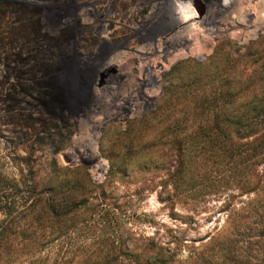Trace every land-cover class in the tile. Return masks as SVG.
Wrapping results in <instances>:
<instances>
[{
	"label": "rangeland",
	"instance_id": "obj_1",
	"mask_svg": "<svg viewBox=\"0 0 264 264\" xmlns=\"http://www.w3.org/2000/svg\"><path fill=\"white\" fill-rule=\"evenodd\" d=\"M185 1L0 0V232L40 215L50 188L59 200L74 187L79 216L68 235L78 237L64 248H79L81 262L104 237L137 251L181 239L176 259L185 261L232 231L230 211L250 201L252 248L264 251V183L243 193L242 166L209 162L178 179L167 130L175 120L189 128L194 81L221 85L223 58L238 60L236 75L255 69L248 61L264 55V0H190L201 21L183 14ZM93 6L88 23L82 10ZM127 54L129 65L114 62ZM169 90L177 95L161 110ZM257 170L264 178V165Z\"/></svg>",
	"mask_w": 264,
	"mask_h": 264
},
{
	"label": "trees",
	"instance_id": "obj_2",
	"mask_svg": "<svg viewBox=\"0 0 264 264\" xmlns=\"http://www.w3.org/2000/svg\"><path fill=\"white\" fill-rule=\"evenodd\" d=\"M261 45L262 42L252 44L247 50L255 48L258 51ZM245 56H249L248 52ZM248 62L255 64V69L247 73V67L243 66L236 75L238 60L223 58L216 74L223 83L216 87L205 89L199 84L203 79L194 81L192 91L198 100L192 107L191 125L180 131V122L175 120L167 128L169 135L174 136L171 146L177 157L179 155V167L175 170L178 179L183 176L186 166H206L207 162L214 164L212 166L238 164L242 166L240 191L250 194L262 189L264 178L257 169L264 165V55ZM176 93L169 90L159 109L172 107L168 104L177 94L184 95L185 90L181 88ZM220 186L212 184L209 188L217 187L218 190ZM48 192L53 196H40L41 214L24 221L22 225L25 228H9L0 232L1 264L12 261L20 264H264V251L252 248V238L257 236L252 221L257 215L254 201L231 210L233 230L219 235V239L211 241L210 247L193 248L185 261L176 259L181 239H175L173 247L169 241L156 249L137 251L121 248L114 240L104 237L102 242L105 246L99 249L89 245L90 260L81 262L77 260L79 248H64L67 236L78 237L75 231L68 235L70 229H76L78 222L77 189L71 187L67 199L59 200L54 197V192H57L54 187ZM6 202L9 203L8 200ZM238 219L246 222L244 229H249L247 237L240 233L241 220ZM16 223L12 219L9 224ZM216 247L217 250H213Z\"/></svg>",
	"mask_w": 264,
	"mask_h": 264
},
{
	"label": "bare ground",
	"instance_id": "obj_3",
	"mask_svg": "<svg viewBox=\"0 0 264 264\" xmlns=\"http://www.w3.org/2000/svg\"><path fill=\"white\" fill-rule=\"evenodd\" d=\"M107 1V0H106ZM186 3H185V6H184V13L183 14H189V18H192V19H196V18H198L200 21H201V18L204 16V15H201V14H198L197 13V11L194 9V7L192 6V2L193 1H190V0H186L185 1ZM96 8H98V7H96ZM138 8H136L135 10H137ZM207 9H208V7H207ZM221 9V8H220ZM213 11V12H215V10L213 9V8H211V7H209V9H208V12H210V11ZM94 11H96V9H94V6L91 8V7H88V8H84L83 10H82V18L84 19V20H86V21H88V23H93V22H95L97 19V16H95L93 13H94ZM182 11V10H181ZM180 13V12H179ZM172 14V13H171ZM87 15L89 16V15H93V20L91 19H88V17H87ZM98 15V14H97ZM175 15V14H174ZM212 15H214V18L217 16V11H216V14L215 13H213ZM123 17V18H125L126 16H127V13H123L122 15L120 14V17ZM175 17V16H174ZM180 17V16H179ZM118 18L119 17H114L113 19L116 21V20H118ZM171 18H173V16H171ZM112 19V18H111ZM217 19V18H216ZM176 20V19H175ZM107 23V21H104V22H101L100 24L103 26V25H105ZM181 29V28H180ZM180 35H182V32H181V30L178 32ZM172 36L173 37H178L179 38V36L178 35H175V33L174 34H172ZM126 57H129V58H127V60L126 61H122V60H119V59H117V60H115L114 62L115 63H118L119 64V66L120 67H122V68H124L125 66H127V65H129L130 64V61H131V59H133V57L132 56H128V54H127V56ZM119 60V61H118ZM132 63V62H131Z\"/></svg>",
	"mask_w": 264,
	"mask_h": 264
},
{
	"label": "flooded vegetation",
	"instance_id": "obj_4",
	"mask_svg": "<svg viewBox=\"0 0 264 264\" xmlns=\"http://www.w3.org/2000/svg\"><path fill=\"white\" fill-rule=\"evenodd\" d=\"M101 17H102V18L105 17V12L101 15Z\"/></svg>",
	"mask_w": 264,
	"mask_h": 264
}]
</instances>
